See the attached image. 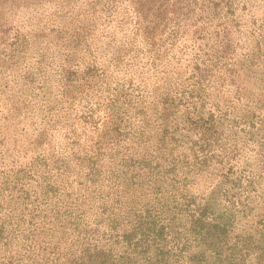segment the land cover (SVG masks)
Here are the masks:
<instances>
[{"label": "trees", "instance_id": "obj_1", "mask_svg": "<svg viewBox=\"0 0 264 264\" xmlns=\"http://www.w3.org/2000/svg\"><path fill=\"white\" fill-rule=\"evenodd\" d=\"M0 264H264V0H0Z\"/></svg>", "mask_w": 264, "mask_h": 264}]
</instances>
